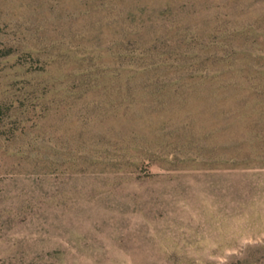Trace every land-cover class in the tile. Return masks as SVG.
Here are the masks:
<instances>
[{
	"label": "rangeland",
	"instance_id": "374dc122",
	"mask_svg": "<svg viewBox=\"0 0 264 264\" xmlns=\"http://www.w3.org/2000/svg\"><path fill=\"white\" fill-rule=\"evenodd\" d=\"M0 264H264V0H0Z\"/></svg>",
	"mask_w": 264,
	"mask_h": 264
}]
</instances>
